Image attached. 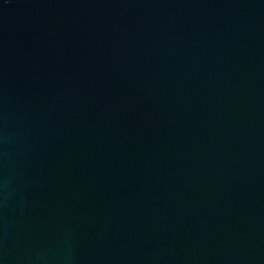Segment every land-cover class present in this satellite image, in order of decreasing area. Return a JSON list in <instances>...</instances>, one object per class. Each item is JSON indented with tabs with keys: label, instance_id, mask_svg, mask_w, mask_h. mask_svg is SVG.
Instances as JSON below:
<instances>
[{
	"label": "water",
	"instance_id": "water-1",
	"mask_svg": "<svg viewBox=\"0 0 264 264\" xmlns=\"http://www.w3.org/2000/svg\"><path fill=\"white\" fill-rule=\"evenodd\" d=\"M0 264H264V0H0Z\"/></svg>",
	"mask_w": 264,
	"mask_h": 264
}]
</instances>
